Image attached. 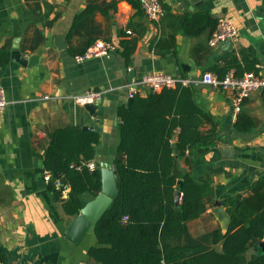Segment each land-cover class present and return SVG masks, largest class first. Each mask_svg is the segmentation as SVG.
Instances as JSON below:
<instances>
[{
  "label": "crops",
  "instance_id": "1",
  "mask_svg": "<svg viewBox=\"0 0 264 264\" xmlns=\"http://www.w3.org/2000/svg\"><path fill=\"white\" fill-rule=\"evenodd\" d=\"M135 3L137 8L129 0H0V48L9 47L12 55L17 43L23 57H38L31 67L11 59L0 68V87L8 101L0 112V259L6 264H97L87 256L91 247L99 246L94 232L78 245L65 238L77 216H68L62 209L70 190L59 198L45 180L48 134L67 126L93 127L100 142L83 154L84 165L94 162L99 169L100 162H107L117 166V109L128 101L129 86L147 75L177 76L178 66L182 79L196 84L197 103L214 119L203 131L218 132L219 143L217 148H189V155L178 163L199 182L213 185L215 203L245 197L249 186L264 175V92L246 98L238 111L233 92L199 85L204 73L216 76L215 68L231 59L240 61L245 73L254 62V69L264 74V0H164V14L158 22H151L141 4ZM90 7L97 9L95 14L73 29L76 16ZM205 13L218 21L231 20L236 38L211 47L210 29L197 34L205 24L191 22ZM185 23H192L189 34ZM92 40L112 42L117 52L109 58L76 63L74 57L84 53ZM123 40L136 41L130 62L119 55ZM131 70L135 72L132 83L128 80ZM89 93L101 94L94 116L74 102V97ZM149 93L143 87L138 94ZM241 110L256 124L251 132L235 128ZM220 147L231 148L232 158L225 160ZM214 209L215 204L188 223L193 238L217 228L226 233ZM250 250L251 256L257 254V246Z\"/></svg>",
  "mask_w": 264,
  "mask_h": 264
},
{
  "label": "trees",
  "instance_id": "2",
  "mask_svg": "<svg viewBox=\"0 0 264 264\" xmlns=\"http://www.w3.org/2000/svg\"><path fill=\"white\" fill-rule=\"evenodd\" d=\"M96 10L90 7L77 15L73 29ZM194 20L205 24L197 34L210 29L212 35L218 26V20L208 13L194 16L191 22ZM190 24L185 23L187 34ZM120 46L119 55L130 62L136 41L123 40ZM10 63V48H0V68ZM254 64L247 67L248 72L259 73ZM232 69L238 77L245 73L236 59L217 66L214 73L223 79ZM195 94L194 84H178L145 97L136 94L129 107L117 109L120 189L93 230L99 246L91 247L87 256L97 264H264L261 252L247 257L248 251L264 239V175L249 186L245 197H229L222 202L230 217L225 234L220 228L197 239L189 233L188 223L215 204V190L211 183L199 182L191 171L181 169L178 159L187 157L190 147L217 148L219 143L218 132L203 131L206 125L214 124V119L197 103ZM255 127L251 116L241 110L236 130L248 133ZM48 138L44 169L54 177L49 189L59 198L70 190L62 209L76 217L101 190L99 169L90 173L82 158L99 144L100 134L67 126L51 131ZM174 146L179 150L177 156ZM177 192L181 193L179 201ZM123 216H128L126 223ZM218 245L222 246L220 251Z\"/></svg>",
  "mask_w": 264,
  "mask_h": 264
},
{
  "label": "built area",
  "instance_id": "3",
  "mask_svg": "<svg viewBox=\"0 0 264 264\" xmlns=\"http://www.w3.org/2000/svg\"><path fill=\"white\" fill-rule=\"evenodd\" d=\"M139 2L142 9L151 22H158L163 14V1L164 0H135ZM128 34H131L129 31ZM237 36V29L231 20L221 18L218 21V26L213 32L209 44L211 47L227 44L233 41ZM117 52V47L112 42L98 40L94 42L84 53L76 55L74 61L78 64L84 63L88 60L95 58H109L111 54ZM190 80L182 79L180 77L165 74L154 73L143 77L141 80L129 86V98H134L143 87L149 88L152 93L160 92L164 88H175L178 84L189 85ZM206 86L211 88L233 92L235 94V106L239 111L242 102L254 93L264 92V74L255 72H246L243 76H236L235 71L232 69L223 78L219 79L210 72L204 73L202 81ZM44 99H49L45 97ZM101 100L100 93H89L83 96L74 97V102L80 106L88 104H95ZM8 106L5 91L0 87V112L5 110ZM90 173H94L98 166L94 162L84 165ZM52 175L46 172L45 180L51 181ZM59 187L60 183L56 182ZM128 216H123L122 222L126 223ZM0 264H6L0 259Z\"/></svg>",
  "mask_w": 264,
  "mask_h": 264
},
{
  "label": "water",
  "instance_id": "4",
  "mask_svg": "<svg viewBox=\"0 0 264 264\" xmlns=\"http://www.w3.org/2000/svg\"><path fill=\"white\" fill-rule=\"evenodd\" d=\"M18 42V41H16ZM58 46V45H57ZM59 47V46H58ZM220 59H225L226 56H220ZM12 61L20 64L23 67H31L35 65L38 61V57L34 56L31 58H25L19 51V46L17 43L14 44L12 48ZM185 70V66L182 67ZM181 70L179 67H176V74L178 77L182 78ZM135 78V72L131 70L129 72L128 80L130 83L133 82ZM196 85V84H195ZM199 85H204L199 84ZM133 102V98H129L128 101L124 104L125 107H129ZM100 101L96 104L85 105V109L89 112L91 116H94L99 108ZM85 130L93 131V127H85ZM191 148V147H190ZM223 154L224 159H231L233 156V150L227 147L218 148ZM174 154L178 155L179 150L174 146ZM99 172L101 175V190L100 193L90 202H88L83 209L80 211L79 215L71 222L68 226L65 238L67 241L74 245H78L82 239L87 235L93 232L96 224L101 220L105 213L109 210L114 200L117 198L120 189V178L117 173L116 166L107 162L99 163ZM51 180L54 181V177H51ZM181 193H176V200L179 201ZM216 218L225 226L227 229L230 226V217L226 216L224 213V208L222 203L217 201L215 203V209L213 210ZM257 251L264 254V241L257 244Z\"/></svg>",
  "mask_w": 264,
  "mask_h": 264
},
{
  "label": "rangeland",
  "instance_id": "5",
  "mask_svg": "<svg viewBox=\"0 0 264 264\" xmlns=\"http://www.w3.org/2000/svg\"><path fill=\"white\" fill-rule=\"evenodd\" d=\"M252 250L249 251V253L247 254V257L250 258L251 257V254H252Z\"/></svg>",
  "mask_w": 264,
  "mask_h": 264
}]
</instances>
